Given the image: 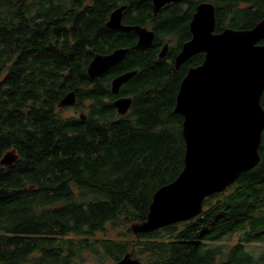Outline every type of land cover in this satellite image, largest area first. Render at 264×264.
Segmentation results:
<instances>
[{
	"label": "trees",
	"instance_id": "16d2710c",
	"mask_svg": "<svg viewBox=\"0 0 264 264\" xmlns=\"http://www.w3.org/2000/svg\"><path fill=\"white\" fill-rule=\"evenodd\" d=\"M147 1L0 0V161L17 155L0 162V264H85L84 253L116 263L127 252L146 253L145 264H264V251L246 250L264 241V131L258 165L231 192L208 196L200 215L149 233L130 228L185 158L183 116L173 112L181 73L153 61L159 40L144 48L106 25L122 4L125 21L134 13L142 24L152 15ZM202 1L216 7V32L264 18V0L189 2ZM119 47L130 48L125 61L91 79L94 56ZM129 69L137 73L120 90L133 96L123 115L107 83ZM71 90L85 120L61 114ZM121 220L127 232L110 238ZM236 232L237 244L223 241Z\"/></svg>",
	"mask_w": 264,
	"mask_h": 264
},
{
	"label": "water",
	"instance_id": "95a60500",
	"mask_svg": "<svg viewBox=\"0 0 264 264\" xmlns=\"http://www.w3.org/2000/svg\"><path fill=\"white\" fill-rule=\"evenodd\" d=\"M155 11L180 0H152ZM126 5L115 8L107 27L123 31L136 30L138 45L150 46L154 33L139 25H124ZM217 15L213 2L196 5L186 41L176 57L177 65L197 53H204L203 62L191 67L182 79L173 112L183 116L185 139L184 166L176 179L160 187L149 205L146 219L131 224L134 234L149 233L168 225L200 215L205 199L224 191L239 176L253 169L261 159L259 151L264 131V18L252 28L226 27L216 32ZM167 47L161 51L163 55ZM128 48H117L96 54L87 67L91 79L105 74L124 59ZM136 72L116 77L111 85L118 93L121 86ZM132 97L114 101L118 114H126ZM77 104L74 90L58 103L61 108ZM85 114H81L83 120ZM17 159L8 151L1 164L11 165ZM115 264H145L126 253Z\"/></svg>",
	"mask_w": 264,
	"mask_h": 264
},
{
	"label": "flooded vegetation",
	"instance_id": "af4514ba",
	"mask_svg": "<svg viewBox=\"0 0 264 264\" xmlns=\"http://www.w3.org/2000/svg\"><path fill=\"white\" fill-rule=\"evenodd\" d=\"M189 1L190 0L175 1L173 3H170V4L163 6L161 9H158L157 11H155L154 2L152 0H148L147 2L150 3V5L152 7V15L148 16L142 24L137 22L136 19L138 18V16L134 13L131 14L129 21H125L126 16H127V6L128 5L122 4V5H126V8L124 9L123 15H122V23L124 25H139V26L146 28L148 31H151L154 33L155 39H154L153 43L155 41L159 40V44L161 45V47H160L159 51L157 52L156 58H154L153 61L154 62L155 61L160 62V61H164V59H165V61H170L172 63L173 68H174V72L177 71V72L181 73V77L179 80L180 81L179 87H180L182 79L185 77L188 70L191 67H195V66L201 64L203 62V59H204V53L201 52V53H197V54L193 55L192 57H190L188 60L184 61L179 66L176 63V57H177L178 53L181 51L183 44L186 41H189L193 37L191 30H190V23H191L193 14L195 12V8H193L194 6ZM165 24H167L166 26H171L172 29L169 30V32L165 29ZM110 29H112V28H110ZM112 30L116 31V32H120V33L122 32V33H125L127 35H130L131 37H134L137 41V44H138V40L140 38V35L136 30H134V29H132L130 31H123L120 29H112ZM152 44L150 46H141V47H144V48L145 47L146 48L151 47ZM164 46H166L167 49H166L165 53L163 55H161V51L163 50ZM126 48H128V50L130 49L129 47H126ZM126 55H125V57H126ZM125 57L123 60L118 62L116 65L112 66L110 69H113V68L117 67L120 63H123L126 59ZM110 69L105 74H107L110 71ZM127 72H136L137 73V70L136 69H129V70L118 73L114 78H112L111 81H109L107 83V84H110V88H111L113 80L116 77H118L119 75H121L123 73H127ZM136 73H135V75H136ZM105 74H103L102 76H99L98 78H94V80L102 79L105 76ZM135 75H133L127 82H125L121 86V88L125 85H128V84L130 85L131 80ZM121 88H120V90H121ZM111 90H112V88H111ZM113 94L116 95V99H118L120 97H132L133 98V96L122 95L120 93V91L118 93H113ZM177 94H178V92H177ZM115 100H113V104H114Z\"/></svg>",
	"mask_w": 264,
	"mask_h": 264
},
{
	"label": "rangeland",
	"instance_id": "374dc122",
	"mask_svg": "<svg viewBox=\"0 0 264 264\" xmlns=\"http://www.w3.org/2000/svg\"><path fill=\"white\" fill-rule=\"evenodd\" d=\"M80 108H82V107H78L77 105L67 106V107L61 109V114L63 116H71V115H74V114L75 115H80L81 113H84V112H81L80 113ZM234 185L235 184L233 183L228 188H226L224 191H222V193H224V195H225L226 193L231 192L234 189ZM221 197L222 196H220L218 198H214L215 202H217L218 200L222 199ZM122 222L123 221L121 220L120 221V225L118 226L117 229H115V230L110 229L109 230L110 232H108V233L106 231L107 235L110 238H114L113 236H115V235H117L119 233L125 234L127 232V230H126V228L124 226V222L123 223ZM109 227H110V224L107 225V229H109ZM238 235H239V233L236 232V233L232 234L231 236H227L226 237L227 239H224L223 241L230 242V244H237L238 243V239H239V236ZM96 236L97 237H102V234L97 233ZM130 236L132 238H134L133 237V234H130ZM222 243H224V242H222ZM246 250L249 251L252 254H260L261 252L264 251V241H260V242H258V241H252L251 243H248L246 245ZM145 254L146 253L143 254V257H140V256L139 257L137 256V257L139 259H142V258L145 257L144 256ZM101 256H102L103 259L96 260L97 257L93 256L92 254H90V253H84V257L83 258H84V260H87L85 262V264H115L114 261H112L110 259H107V257H105L103 255H101Z\"/></svg>",
	"mask_w": 264,
	"mask_h": 264
}]
</instances>
